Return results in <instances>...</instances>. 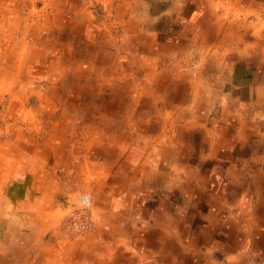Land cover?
<instances>
[{"label": "crops", "instance_id": "crops-1", "mask_svg": "<svg viewBox=\"0 0 264 264\" xmlns=\"http://www.w3.org/2000/svg\"><path fill=\"white\" fill-rule=\"evenodd\" d=\"M259 6L0 0L4 60L22 47L20 72L4 65L3 75L49 96L61 129L51 126L42 146L36 129L0 150L5 181L20 189L0 202V264L264 259V20L251 18L263 15ZM110 91L145 98L131 97L125 120ZM77 190L92 196L95 229L70 237L62 224Z\"/></svg>", "mask_w": 264, "mask_h": 264}, {"label": "rangeland", "instance_id": "rangeland-1", "mask_svg": "<svg viewBox=\"0 0 264 264\" xmlns=\"http://www.w3.org/2000/svg\"><path fill=\"white\" fill-rule=\"evenodd\" d=\"M221 1H226L229 3L230 0H221ZM243 1H246L247 8H250L253 6V7H255V9H257L259 4L261 3L262 5L259 6V8L261 7V9H263V12H262L263 15L261 14L259 16V15L255 14V15H252L251 18L252 19H258V20H260V18H261L262 20H264V0H241L242 3H243ZM187 22L188 21H184V25L187 26ZM188 27L190 28V33H187V31H186V34L189 37H193L194 32L196 30H198V27H195L193 25H190ZM172 28L174 29L175 33H179L182 30V28H180V27L175 29L174 25H172ZM183 29L185 30V28H183ZM4 31L5 30H0V35L2 38L4 37L2 35L4 33ZM26 32H27V30H25V29L17 30L14 33V36L17 35L18 37H21V36L24 37V36H26L25 35ZM6 34H10L9 29H6ZM249 37H250V33H247V39ZM50 39H51V37H50ZM16 41H17V39H16ZM50 42H51V40H47L44 44H48V45L44 46V48H48V46L51 45V44H49ZM1 47H3V46L1 45ZM1 47H0V49H1ZM28 47L30 48V46H28ZM28 47L26 48V50L29 49ZM16 48H13V46H12V48L9 47L6 50V54H10V59H6V60H4V57H2L5 54L4 51H2L3 49L0 50V56H1L0 57V150H4L6 152H10L9 150L13 146L12 145L11 147H9L8 146L9 143H11V142L13 144H14V142H16L15 144L18 143L17 142L18 140H16V139H17V137H19V134L24 133L27 136L31 135L34 137L33 134H35L36 129L39 130V132H38V134L40 135L39 144H40V146H42L41 145V143H42L41 139L43 138V140H44L47 137V135L49 133H51L52 123L55 122L56 118H57L56 111L54 113V110L50 111V108L48 109V107H46V104L48 103L47 97H49V96H45L46 94H43L42 92L32 93L31 91H28L27 94L30 98L27 101L26 99H28V98H27V94L25 92L26 87H23L20 85L21 84V82H20L21 78L17 77V76L12 77V78L7 77V76L4 77V75H3L4 65L7 66L12 71L13 76L20 72V70H18L16 66H18V63H19L18 62L19 61V59H18L19 53L18 52H20L22 47L18 45V46H16ZM8 52H10V53H8ZM14 64H16V65H14ZM22 64H24V63L22 62ZM109 80L111 81V79H109ZM128 80L130 81L132 79L129 78ZM23 81H24V78H22V83H23ZM34 83L36 86L37 85L41 86V85H43L44 82H43V80H39V81L35 80ZM141 83H143V82H141ZM31 89H35V87H33V85L28 86V90H31ZM40 95L42 96V98H40V100H39V98H37V96H40ZM108 95L112 96L115 99H119V100L121 99V101L123 102V105H122L123 109L121 110V113L122 114L125 113L124 114V118H126L125 120H129V117H130L127 114H129V111H131V110L129 109L128 106H126V103L132 101L131 97L134 96V97H138L139 99L144 98L143 94L138 93V92H136V93H131V92L130 93L129 92L113 93L110 91ZM144 95H146V97H147L150 94L144 93ZM165 95L166 94L158 93V94H156L155 98L160 100V102L162 103L163 100H161L160 98L162 97V99H163V97H165ZM37 100H39V102ZM85 102L87 103L88 106H90L91 104L93 105L95 103L94 99L92 98V95H89V94H85ZM42 104L44 105L43 107H42ZM144 104H145V102H144ZM141 107H143V106L140 105L139 108H141ZM149 107H151V106H149ZM90 112H91V110H89L88 112H85V113H90ZM80 113H82V111ZM37 118L39 120L41 119V122L44 121V123L41 124V123L37 122L36 126H35V121ZM52 127L55 128V129H53V128L52 129L56 133L58 132L56 129H58V130L60 129V127H58L55 124ZM60 132H61V129H60ZM3 159H5V158H3ZM3 159L1 160V162H3ZM6 168L7 167H5L3 165L0 166V185L5 182V184L0 186V202L4 197L13 196L14 192L17 193L18 195L20 193L19 188L15 187L14 189H10V187H9L11 185L10 179L8 181H5L4 177L7 176L6 172H5ZM9 190H10L11 194L9 193ZM76 192H78L79 195L82 193L90 194V193L82 191V190H77ZM92 202H93V199H92Z\"/></svg>", "mask_w": 264, "mask_h": 264}, {"label": "built area", "instance_id": "built-area-1", "mask_svg": "<svg viewBox=\"0 0 264 264\" xmlns=\"http://www.w3.org/2000/svg\"><path fill=\"white\" fill-rule=\"evenodd\" d=\"M68 204V212L63 220V229L70 237H81L95 229L93 202L90 194L82 193ZM247 264H264V259L249 261Z\"/></svg>", "mask_w": 264, "mask_h": 264}, {"label": "bare ground", "instance_id": "bare-ground-1", "mask_svg": "<svg viewBox=\"0 0 264 264\" xmlns=\"http://www.w3.org/2000/svg\"><path fill=\"white\" fill-rule=\"evenodd\" d=\"M2 6H3V5H2ZM120 9H121V8H120ZM9 13H10V12H9ZM8 16H9V15H8ZM66 23H67V22H66ZM32 24H33V23H32ZM34 24H35V23H34ZM36 25H37V24H36ZM37 26H38V25H37ZM37 28H38V27H37ZM34 29H35V28H34ZM34 29H32V30H34ZM36 33H37V32H36ZM72 37H73V36H72ZM74 37H75V36H74ZM150 40H152V39H150ZM77 41H78V40H77ZM152 42H154V41H152ZM152 42H151V43H152ZM156 42H157V41H156ZM163 43H164V42H163ZM104 44H105V43H104ZM166 44H167V43H166ZM175 44H176V43H175ZM162 45H163V44H162ZM168 45H169V44H168ZM172 45H173V43H172ZM172 45H171V46H172ZM177 45H178V44H177ZM163 47H164V46H163ZM15 48H16V47H15ZM168 48H169V47H168ZM16 49H17V48H16ZM156 49H157V48H156ZM253 49H254V48H253ZM169 50H170V49H169ZM249 50H250V49H249ZM14 51H15V50H14ZM100 51H101V50H100ZM17 52H18V51H17ZM8 53H10V52H8ZM2 55H3V54H2ZM214 56H215V55H214ZM2 57H3V56H2ZM216 58H217V57H216ZM1 60H2V59H1ZM210 60H211V59H210ZM215 60H216V59H215ZM1 62H2V61H1ZM148 62H149V61H148ZM151 62H152V61H151ZM221 65H222V64H221ZM144 68H145V67H144ZM106 70H107V69H106ZM112 70H113V69H112ZM112 70H111V71H112ZM107 71H108V70H107ZM108 72H109V71H108ZM105 73H106V72H105ZM109 73H110V72H109ZM107 74H108V73H107ZM157 77H158V76H157ZM110 78H111V77H110ZM108 80H109V79H108ZM67 83H68V82H67ZM24 84H25V83H24ZM20 85H21V84H20ZM25 87H26V86H25ZM27 87H28V85H27ZM150 87H151V86H150ZM151 88H152V87H151ZM153 88H154V87H153ZM155 89H156V88H155ZM155 89H154V90H155ZM132 90H133V89H132ZM147 90H148V89H147ZM136 91H137V90H136ZM136 91H135V92H136ZM148 91H149V90H148ZM243 94H244V93H243ZM175 95H176V94H175ZM147 97H148V96H147ZM144 98H145V97H144ZM158 98H159V97H158ZM166 98H167V97H166ZM174 98H175V97H174ZM244 98H245V97H244ZM160 99L162 100V97H161ZM177 99H178V98H177ZM195 99H196V98H195ZM26 100H27V99H26ZM156 100H157V98H156ZM230 100H231V99H230ZM15 101H16V100H15ZM157 101H158V100H157ZM166 101H168V100H166ZM26 102H27V101H26ZM159 102H160V101H159ZM162 103H163V102H162ZM162 103H161V104H162ZM167 106H168V105H167ZM164 107H165V105H164ZM172 108H173V107H172ZM176 108H177V107H176ZM162 109H163V106H162ZM115 110H116V109H115ZM176 110H177V109H176ZM78 111H79V110H78ZM80 111H81V110H80ZM161 111H162V110H161ZM171 111H172V110H171ZM181 111H182V110H181ZM188 111H189V110H188ZM188 111H187V112H188ZM113 112H114V111H113ZM179 112H180V110H179ZM78 113H79V112H78ZM175 113H176V112H175ZM76 114H77V113H76ZM112 114H113V113H112ZM129 114H130V113H129ZM131 114H134V113L132 112ZM177 114H178V113H177ZM179 114H180V113H179ZM179 114H178V115H179ZM113 115H114V114H113ZM152 115H153V114H152ZM154 115H155V114H154ZM156 115H157V114H156ZM174 115H175V114H174ZM136 116H137V115H136ZM159 116H160V115H159ZM163 116H164V114H163ZM138 117H140V116H138ZM11 118H12V117H11ZM86 118H87V117H86ZM129 118H131V117H129ZM143 118H144V117H143ZM144 119H145V118H144ZM147 119H148V118H147ZM82 120H83V119H82ZM6 121H7V120H6ZM80 121H81V120H80ZM81 122H82V121H81ZM166 125H167V124H166ZM192 125H193V124H192ZM187 126H188V124H187ZM164 127H165V126H164ZM130 130H131V129H130ZM90 134H91V133H90ZM90 134H89V135H90ZM91 135H92V134H91ZM133 136H134V134H133ZM127 138H128V137H127ZM129 138H130V137H129ZM150 147H151V146H150ZM111 154H112V153H111ZM111 154H110V155H111Z\"/></svg>", "mask_w": 264, "mask_h": 264}]
</instances>
